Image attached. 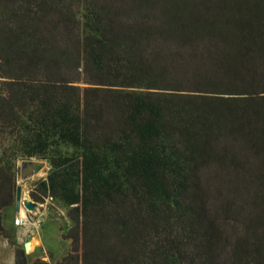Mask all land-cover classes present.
Instances as JSON below:
<instances>
[{"label":"trees","instance_id":"16d2710c","mask_svg":"<svg viewBox=\"0 0 264 264\" xmlns=\"http://www.w3.org/2000/svg\"><path fill=\"white\" fill-rule=\"evenodd\" d=\"M33 158L70 247L14 264H264V0H0L6 238Z\"/></svg>","mask_w":264,"mask_h":264},{"label":"rangeland","instance_id":"374dc122","mask_svg":"<svg viewBox=\"0 0 264 264\" xmlns=\"http://www.w3.org/2000/svg\"><path fill=\"white\" fill-rule=\"evenodd\" d=\"M8 144L9 139L4 142V146ZM33 159L44 162L45 165L39 172L29 174L25 179L22 177V160L17 161L18 184L22 185L23 197L27 199H32L30 195L32 182L47 176L50 170V164L47 159ZM36 204L33 210L23 205L22 210L29 217V220L19 227L20 230H27L23 234H19V228L14 225L15 217L18 215L16 206L12 205L3 210L4 224L9 233V238L0 235V264H14V255L17 247L25 249L30 261L39 257H46L44 259L54 262L69 251L70 240L62 237V232L67 230L72 224L67 215V206L53 199H47L44 203L36 202ZM38 235L43 237V242L37 238L34 250L27 251L26 243L36 239Z\"/></svg>","mask_w":264,"mask_h":264},{"label":"water","instance_id":"95a60500","mask_svg":"<svg viewBox=\"0 0 264 264\" xmlns=\"http://www.w3.org/2000/svg\"><path fill=\"white\" fill-rule=\"evenodd\" d=\"M31 164H34V169L30 174H32L34 172H39L45 165L44 162H40V161H37L35 159H24L21 161L22 172L25 168H27ZM23 205L26 206L28 209L33 210V209H35L37 204L32 199H27V198L23 197V187L21 184H18L17 185V192H16V201H15L16 209L19 211L22 210ZM26 250H27V246H26Z\"/></svg>","mask_w":264,"mask_h":264},{"label":"bare ground","instance_id":"6f19581e","mask_svg":"<svg viewBox=\"0 0 264 264\" xmlns=\"http://www.w3.org/2000/svg\"><path fill=\"white\" fill-rule=\"evenodd\" d=\"M33 169H34V164L29 165L27 168H25V169L23 170V172H22V177H23L24 179L27 178V177L29 176V174L33 171ZM32 174H33V173H32ZM21 213H22L23 215L26 214L23 210L21 211ZM26 245H27V250H28V251H33V250H34V247H35V245H36V243H35L34 241H31V242H27Z\"/></svg>","mask_w":264,"mask_h":264},{"label":"built area","instance_id":"2783aa9c","mask_svg":"<svg viewBox=\"0 0 264 264\" xmlns=\"http://www.w3.org/2000/svg\"><path fill=\"white\" fill-rule=\"evenodd\" d=\"M29 220V217L27 214L23 215L21 212L19 215L15 217L14 223L16 225H23Z\"/></svg>","mask_w":264,"mask_h":264},{"label":"crops","instance_id":"0c3cea01","mask_svg":"<svg viewBox=\"0 0 264 264\" xmlns=\"http://www.w3.org/2000/svg\"><path fill=\"white\" fill-rule=\"evenodd\" d=\"M16 212H17L18 215L20 214V211H19V210H17ZM14 225H15L17 228L20 227V225H16L15 223H14ZM24 231H25V229H24V230H20V228H19L18 233H19V234H23ZM25 232H27V230H26ZM25 232H24V233H25ZM37 238H39V240H40L41 242H43V237H42L41 235H38V236L36 237V239H34V240H32V241H34V242L36 243V242H37V241H36ZM35 247H36V245H35ZM44 258H46V257H44Z\"/></svg>","mask_w":264,"mask_h":264}]
</instances>
